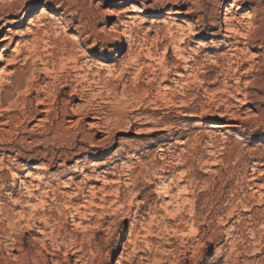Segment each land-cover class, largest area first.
<instances>
[{"label":"rangeland","instance_id":"obj_1","mask_svg":"<svg viewBox=\"0 0 264 264\" xmlns=\"http://www.w3.org/2000/svg\"><path fill=\"white\" fill-rule=\"evenodd\" d=\"M0 106V264H264V0H0Z\"/></svg>","mask_w":264,"mask_h":264},{"label":"bare ground","instance_id":"obj_2","mask_svg":"<svg viewBox=\"0 0 264 264\" xmlns=\"http://www.w3.org/2000/svg\"><path fill=\"white\" fill-rule=\"evenodd\" d=\"M224 22H225V24H228V22L230 21V18L228 17V15H226L225 16V18H224V20H223ZM227 27H228V25H227ZM226 31H227V33L228 32H230L231 30H230V28H229V30L228 29H225ZM231 33V32H230ZM70 58V57H69ZM71 59V58H70ZM75 69V68H74ZM164 75V74H163ZM165 77V76H164ZM10 82V81H9ZM2 85V84H1ZM17 86V85H16ZM33 87V86H32ZM4 89V88H3ZM28 92V91H27ZM30 92V91H29ZM31 94V93H30ZM32 94H33V92H32ZM42 94V93H41ZM29 98V97H28ZM40 98V97H39ZM35 99V98H34ZM26 103H24V105H25ZM29 104V103H28ZM14 106V105H13ZM0 107H2V106H0ZM25 107H26V105H25ZM8 109V108H7ZM6 109V110H7ZM26 109V108H25ZM97 109V108H96ZM2 110V109H1ZM0 110V111H1ZM29 110V109H28ZM28 110L27 111H25L23 114L25 115V120H26V118H28V119H31V117H36L37 115H39V114H41V111L39 110V108H34V109H32V111H30V113H32V115L30 114H28ZM14 110L12 109H10V110H7V113H11V112H13ZM90 111V110H89ZM3 116V115H2ZM4 116H6V115H4ZM14 116V115H13ZM13 116H8V118H12ZM18 118V117H17ZM20 119V118H19ZM18 120V119H17ZM24 120V121H25ZM23 121V122H24ZM27 122V121H26ZM25 122V123H26ZM158 123V122H157ZM159 124V123H158ZM17 126H19V125H17ZM108 127V126H107ZM105 128H106V126H105ZM109 130V129H108ZM103 132L104 133H109V131H104L103 130ZM30 188H27L26 190L28 191H26L27 193H29L28 194V196H30V198H32V190H29ZM55 190H54V188L52 189V195L53 196H51V201H54V200H56V197H55V192H54ZM51 192V191H50ZM25 194V193H24ZM50 195V194H49ZM48 197V196H47ZM31 200V199H30ZM30 200H28L27 201V203H30ZM52 207V206H51ZM53 211V207L52 208H50V213ZM27 218V216L26 215H24V214H22L21 215V219H20V221L22 220V219H24V218ZM34 218V217H33ZM44 228L45 229H48V228H52L53 227V217L51 216V215H49L47 218H45L44 219ZM27 223H28V230L29 231H32V230H34V228L36 227V224L38 223V220H37V218L36 219H32V213H31V215H30V217H29V219L27 220ZM40 231H43V230H40ZM51 236H52V238H53V233L52 234H50ZM54 246V245H53ZM61 246V245H60ZM60 246L59 247H57V250H60ZM53 255V254H52Z\"/></svg>","mask_w":264,"mask_h":264}]
</instances>
